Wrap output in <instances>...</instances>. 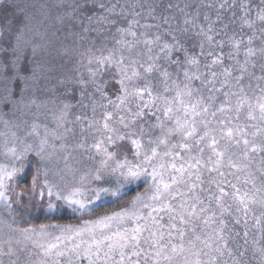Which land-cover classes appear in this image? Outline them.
I'll use <instances>...</instances> for the list:
<instances>
[{
    "label": "snow or ice",
    "instance_id": "1",
    "mask_svg": "<svg viewBox=\"0 0 264 264\" xmlns=\"http://www.w3.org/2000/svg\"><path fill=\"white\" fill-rule=\"evenodd\" d=\"M0 264H264V0H0Z\"/></svg>",
    "mask_w": 264,
    "mask_h": 264
},
{
    "label": "trees",
    "instance_id": "2",
    "mask_svg": "<svg viewBox=\"0 0 264 264\" xmlns=\"http://www.w3.org/2000/svg\"><path fill=\"white\" fill-rule=\"evenodd\" d=\"M45 222L42 220H36V221H30V223H41ZM51 222H57V223H75V219L71 216V214H65L62 218L56 220V221H51Z\"/></svg>",
    "mask_w": 264,
    "mask_h": 264
}]
</instances>
